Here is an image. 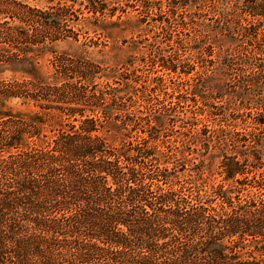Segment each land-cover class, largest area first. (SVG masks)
<instances>
[{"label": "trees", "instance_id": "obj_1", "mask_svg": "<svg viewBox=\"0 0 264 264\" xmlns=\"http://www.w3.org/2000/svg\"><path fill=\"white\" fill-rule=\"evenodd\" d=\"M46 2L0 0V76L26 80H0V264H264V0H141L162 16L135 27L162 36L134 45L153 71L130 63L139 81L116 78L109 103L83 87L89 61L78 85L54 83L63 60L44 74L68 28ZM82 2L100 22L127 12ZM65 96L77 128L45 120Z\"/></svg>", "mask_w": 264, "mask_h": 264}, {"label": "rangeland", "instance_id": "obj_2", "mask_svg": "<svg viewBox=\"0 0 264 264\" xmlns=\"http://www.w3.org/2000/svg\"><path fill=\"white\" fill-rule=\"evenodd\" d=\"M16 4H22L28 8H37L44 10L46 9L47 2L46 0H9ZM52 4L64 5V8L68 9L66 14V21L68 28L64 29V42L56 43L53 45L50 51H46L47 54L41 56L39 65H41L44 74H53L55 72L59 73L61 70H56V65L60 61H64V65L68 70L65 74L66 79L64 80V75H62L58 82H54L57 85L64 84L67 82H76L77 85L81 82L78 78L80 73L84 70L85 60L93 63L98 68V76L96 79L88 80V85H84L86 89L90 91H95L99 96H102L104 101H109V99L114 94L113 90L119 88L117 84L119 81L116 78L123 76L132 81H139V78L134 79L130 73L129 65L130 63L135 64L138 70L136 74L139 76L141 73V78L144 76V73L153 71L151 64H147V54L143 56H137L134 45H140L141 48L146 49L145 47L149 42H152L154 39L162 38L161 34L152 35V29H149L150 33L145 37L138 38L136 35L135 27L141 25L147 26L151 22L160 21L162 18L161 15H157L154 11L145 10L147 3L141 2V0H128L126 7V14L121 17V21L112 24L115 21L116 17L107 18L105 22H100L99 19H92L90 14H87L85 8L83 7L84 2L82 0H51ZM98 5L102 8L113 9L115 7L116 0H98ZM12 5V4H11ZM18 17V16H17ZM105 18V19H106ZM0 21L2 20V15H0ZM140 22L141 24L137 23ZM12 25H16L17 28H24L18 22H10ZM138 24V26L136 25ZM24 33V30H18L16 35ZM177 34V36H176ZM67 37V38H66ZM76 39V41H75ZM180 44L179 41H182L184 36L178 33L173 34V42L175 40ZM161 40V39H160ZM167 52H172L170 48L167 49ZM170 50V51H169ZM139 65V67L137 66ZM65 68V67H64ZM157 69H155L156 71ZM159 74V73H158ZM46 75V74H45ZM16 76V77H15ZM11 74H5L0 76V80H5L4 82L17 81L18 83H24L26 80L21 76ZM53 84V82L51 83ZM77 97L65 96V99L62 101V104H51V107H54L53 115L50 117H44L49 124L53 123L52 120H56L54 117H58L65 121L68 126L78 124L75 122L76 119H79L78 116H73L69 113L68 109H72L75 106L74 100ZM61 101H57L60 103ZM68 102V103H65ZM8 106L15 111L22 112H40L39 109L30 106L29 108L21 105V101L13 99L7 102ZM74 103V104H73ZM109 103V102H108ZM85 112L84 115H94V112H97L94 117L98 118L101 126H104V119L100 115L101 108H96L95 110L81 108ZM190 111V109L184 108L179 109V111ZM77 111V110H76ZM147 110H142V113H145ZM116 112V111H115ZM58 115V116H56ZM114 117L118 119V115L114 114ZM95 118V119H96ZM119 120V119H118ZM117 120V121H118ZM47 123V122H46ZM69 129V127H64V130ZM50 127L47 128L46 133H49ZM168 139V138H167ZM170 141H173V139Z\"/></svg>", "mask_w": 264, "mask_h": 264}]
</instances>
